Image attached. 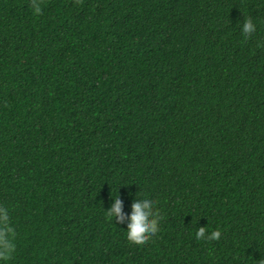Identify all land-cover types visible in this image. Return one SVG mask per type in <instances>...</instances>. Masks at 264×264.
<instances>
[{"label": "trees", "instance_id": "16d2710c", "mask_svg": "<svg viewBox=\"0 0 264 264\" xmlns=\"http://www.w3.org/2000/svg\"><path fill=\"white\" fill-rule=\"evenodd\" d=\"M35 2L0 0V264H264V0Z\"/></svg>", "mask_w": 264, "mask_h": 264}, {"label": "clouds", "instance_id": "9594fccd", "mask_svg": "<svg viewBox=\"0 0 264 264\" xmlns=\"http://www.w3.org/2000/svg\"><path fill=\"white\" fill-rule=\"evenodd\" d=\"M33 9L36 12L40 11L39 4L33 0ZM256 25L250 20L245 19L242 27V33H251L255 31ZM121 204L120 199L113 198V203L106 210V215L113 220V218H117L122 220L123 213L121 212ZM155 201L150 199L147 196H144L143 199L134 200L131 204V212L128 214L127 221V229H126V237L129 241L134 242L136 244H141L143 241L148 239L150 234L156 233L158 231V215L154 211ZM6 210H0V217H2L5 221L7 220V216L4 215ZM203 235V228H200L196 236L197 238ZM219 236L218 231H212L209 234V239H217Z\"/></svg>", "mask_w": 264, "mask_h": 264}]
</instances>
